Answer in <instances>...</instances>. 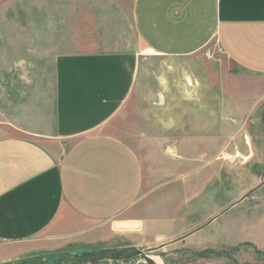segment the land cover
Segmentation results:
<instances>
[{"label": "crops", "instance_id": "obj_1", "mask_svg": "<svg viewBox=\"0 0 264 264\" xmlns=\"http://www.w3.org/2000/svg\"><path fill=\"white\" fill-rule=\"evenodd\" d=\"M133 25L160 57L215 41L239 78L148 89L141 52L81 51L0 92V262L69 246L264 252V0H135ZM137 92L140 149L109 129Z\"/></svg>", "mask_w": 264, "mask_h": 264}, {"label": "rangeland", "instance_id": "obj_2", "mask_svg": "<svg viewBox=\"0 0 264 264\" xmlns=\"http://www.w3.org/2000/svg\"><path fill=\"white\" fill-rule=\"evenodd\" d=\"M134 4L135 0H0V92L11 93L15 87L16 91H21L35 83L40 85L51 78L56 55L81 51L141 52L143 77L148 89L156 86L157 76L166 77L168 82L171 79L187 81L192 74L201 79L206 77L215 86L228 84L236 77L239 78L235 66L228 65L215 41L191 58L175 59L154 55L144 46L134 28ZM208 51L212 53V57L207 56ZM20 91L17 96H21ZM140 97L137 92L128 108L109 128L135 149H140V143L134 132L140 127L139 117L145 113L138 105ZM250 184L251 181L244 178L243 188L246 189ZM240 187L238 183L229 189L228 202L241 193ZM249 191H245L244 195ZM255 195L258 196V201L264 199V187ZM86 249L95 251L93 257L132 250L105 249L100 246ZM63 250L70 258L59 264H87L93 258L76 260L74 254L84 252V248L69 246ZM148 254L156 257L159 264L160 261L161 264H264V252L250 244L216 254L184 251H149ZM19 260L0 264H12ZM101 264L146 263L139 258H132L107 260Z\"/></svg>", "mask_w": 264, "mask_h": 264}, {"label": "trees", "instance_id": "obj_3", "mask_svg": "<svg viewBox=\"0 0 264 264\" xmlns=\"http://www.w3.org/2000/svg\"><path fill=\"white\" fill-rule=\"evenodd\" d=\"M84 250L85 251L80 254H74L77 261L78 260L86 261V259H89L93 257V255H95V251H92L91 249L85 248ZM65 253H66L65 250H59L53 253L35 254V255L26 257L24 259H21L19 261H16L12 264H59L67 260L68 258H70L68 255H65ZM205 253L214 254L215 252L205 251Z\"/></svg>", "mask_w": 264, "mask_h": 264}, {"label": "water", "instance_id": "obj_4", "mask_svg": "<svg viewBox=\"0 0 264 264\" xmlns=\"http://www.w3.org/2000/svg\"><path fill=\"white\" fill-rule=\"evenodd\" d=\"M132 258H139L146 264H159L148 254V251L139 249L99 254L94 256L87 264H101L107 260H128Z\"/></svg>", "mask_w": 264, "mask_h": 264}, {"label": "built area", "instance_id": "obj_5", "mask_svg": "<svg viewBox=\"0 0 264 264\" xmlns=\"http://www.w3.org/2000/svg\"><path fill=\"white\" fill-rule=\"evenodd\" d=\"M207 56L212 57V53L210 51H208Z\"/></svg>", "mask_w": 264, "mask_h": 264}, {"label": "bare ground", "instance_id": "obj_6", "mask_svg": "<svg viewBox=\"0 0 264 264\" xmlns=\"http://www.w3.org/2000/svg\"><path fill=\"white\" fill-rule=\"evenodd\" d=\"M155 261H156V257H154ZM160 264H161V261H160Z\"/></svg>", "mask_w": 264, "mask_h": 264}]
</instances>
